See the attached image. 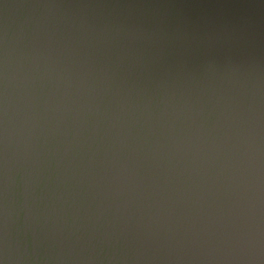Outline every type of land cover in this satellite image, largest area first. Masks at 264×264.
I'll return each mask as SVG.
<instances>
[{
	"label": "water",
	"instance_id": "obj_1",
	"mask_svg": "<svg viewBox=\"0 0 264 264\" xmlns=\"http://www.w3.org/2000/svg\"><path fill=\"white\" fill-rule=\"evenodd\" d=\"M0 264H264V0H0Z\"/></svg>",
	"mask_w": 264,
	"mask_h": 264
}]
</instances>
